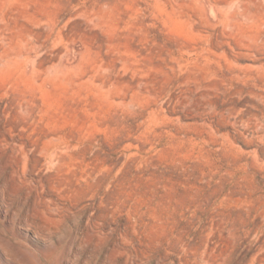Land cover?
Wrapping results in <instances>:
<instances>
[{
    "label": "rangeland",
    "instance_id": "rangeland-1",
    "mask_svg": "<svg viewBox=\"0 0 264 264\" xmlns=\"http://www.w3.org/2000/svg\"><path fill=\"white\" fill-rule=\"evenodd\" d=\"M4 11L77 67L0 74V264H264V0Z\"/></svg>",
    "mask_w": 264,
    "mask_h": 264
},
{
    "label": "bare ground",
    "instance_id": "bare-ground-1",
    "mask_svg": "<svg viewBox=\"0 0 264 264\" xmlns=\"http://www.w3.org/2000/svg\"><path fill=\"white\" fill-rule=\"evenodd\" d=\"M22 7L24 8V6ZM247 13L250 15L249 12ZM25 15L29 17L32 16L33 14L27 11ZM231 18L236 19L237 18L236 14L235 13L231 14ZM58 22H59V17L55 21L49 24V28L43 30H35L32 27H29L26 23L20 22L18 14H15L14 12H10V11L9 12L4 11L0 16V74L2 73L8 80L11 81V83L14 86H17L19 82L22 81H25L35 86V88L37 87L43 88L47 82H54L56 84L57 83L62 84L61 82L70 84V82H73L72 80L73 75L70 76L68 74V72L71 73V70L67 71L68 69H75L77 67V64L73 65L72 63L74 61L73 59L72 62L70 60L65 62L66 60L61 57L60 50H58L57 53L60 54L57 55L55 57L54 62H52V64L48 66L46 63L47 61L45 60L46 58H42L37 54L39 50L43 48H48L49 43L53 44L57 39L60 38L57 35L58 32H55V28H56L55 25ZM87 49L88 48H86V50ZM71 52H77L80 54L83 53L81 48L79 49L78 47H75V45L73 44L71 45L70 52L68 50H66V52L64 51L65 53V54L63 53L64 58L66 55L68 56L69 53ZM71 57L72 56H70V58ZM71 66L74 67L76 66V67L70 68ZM24 101L25 102L23 104L26 105L27 100L24 99ZM28 251L29 252L27 253H29L30 256L31 255L35 256V252L33 250H28Z\"/></svg>",
    "mask_w": 264,
    "mask_h": 264
}]
</instances>
